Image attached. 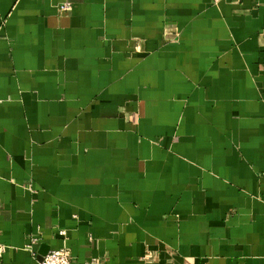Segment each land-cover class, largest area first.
<instances>
[{"label":"crops","instance_id":"1","mask_svg":"<svg viewBox=\"0 0 264 264\" xmlns=\"http://www.w3.org/2000/svg\"><path fill=\"white\" fill-rule=\"evenodd\" d=\"M0 245L264 264V0H0Z\"/></svg>","mask_w":264,"mask_h":264},{"label":"built area","instance_id":"2","mask_svg":"<svg viewBox=\"0 0 264 264\" xmlns=\"http://www.w3.org/2000/svg\"><path fill=\"white\" fill-rule=\"evenodd\" d=\"M71 7V3L68 1L61 2L57 5L59 12L67 11ZM62 234L64 231H60ZM31 242L35 241V237H31ZM5 246L0 245V256L4 252ZM35 264H78L72 261L70 253L65 249L50 250L48 251L40 261H36Z\"/></svg>","mask_w":264,"mask_h":264},{"label":"water","instance_id":"3","mask_svg":"<svg viewBox=\"0 0 264 264\" xmlns=\"http://www.w3.org/2000/svg\"><path fill=\"white\" fill-rule=\"evenodd\" d=\"M49 251V247L46 245H41L38 250V261L42 259V257Z\"/></svg>","mask_w":264,"mask_h":264}]
</instances>
